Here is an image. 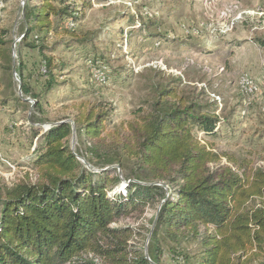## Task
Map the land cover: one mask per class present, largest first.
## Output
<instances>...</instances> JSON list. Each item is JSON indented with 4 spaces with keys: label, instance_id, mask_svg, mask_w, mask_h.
I'll return each mask as SVG.
<instances>
[{
    "label": "rangeland",
    "instance_id": "374dc122",
    "mask_svg": "<svg viewBox=\"0 0 264 264\" xmlns=\"http://www.w3.org/2000/svg\"><path fill=\"white\" fill-rule=\"evenodd\" d=\"M60 1L77 12L76 21L69 22L73 34L67 35L65 26L59 24L41 51L28 46L40 44L34 32L25 43L21 38L28 8L42 0H0V32L7 31L3 39L12 57L10 62L0 57V194L22 180L36 181L35 149L53 125L105 112L103 136L112 140L126 132L134 111L153 101L155 88L172 85L183 96L216 103L223 117L217 134L199 133V137L222 155L221 163L241 173L264 168V0L53 2L62 5ZM227 8L234 10L229 16L223 15ZM43 55L53 59L56 82L49 91ZM97 58L105 63L102 71L108 78L94 65ZM18 67L39 98L21 92L22 81L14 71ZM244 76L253 86L242 85ZM38 99L41 107H36ZM73 126L69 145L86 166L88 159L95 161L89 150L95 141L78 134ZM89 165L97 172L103 170L100 165ZM104 169L123 182L109 186V193H125V174L130 171L118 164ZM250 203L261 200L254 198ZM158 209L135 211L112 226L132 229L130 248L147 247ZM161 246L163 264H188L174 259V243L162 237ZM183 247L190 254L202 249L192 238ZM251 259L246 264H264V252Z\"/></svg>",
    "mask_w": 264,
    "mask_h": 264
},
{
    "label": "trees",
    "instance_id": "16d2710c",
    "mask_svg": "<svg viewBox=\"0 0 264 264\" xmlns=\"http://www.w3.org/2000/svg\"><path fill=\"white\" fill-rule=\"evenodd\" d=\"M53 1L28 8L23 43L34 32L40 44L28 46L44 51L43 42L59 24L73 34L69 22L77 12ZM6 32H0V57L10 62ZM43 57L49 91L56 82L53 59ZM93 62L102 71V59ZM22 71L15 68L21 92L39 98ZM154 93L148 107L134 111L126 132L112 140L103 136L105 112L62 121L43 134L32 159L36 181L22 180L0 194V264H163L162 237L176 245L174 259L188 264H246L264 252V168L241 173L221 163L222 155L199 137L217 134L223 117L216 103L183 96L177 85ZM75 124L78 134L95 141L89 149L95 161L88 162L103 167L100 172L71 149ZM113 164L130 175L125 174L126 192L112 196L108 187L123 183L104 169ZM254 198L261 203L251 204ZM154 206L159 209L147 247L130 248L132 229L112 224ZM188 238L200 242L199 253L183 247Z\"/></svg>",
    "mask_w": 264,
    "mask_h": 264
},
{
    "label": "built area",
    "instance_id": "2783aa9c",
    "mask_svg": "<svg viewBox=\"0 0 264 264\" xmlns=\"http://www.w3.org/2000/svg\"><path fill=\"white\" fill-rule=\"evenodd\" d=\"M235 7H237V6H235ZM234 10L231 8H227V9H225L224 10V12H223V15H226V16H229L230 15V13L231 12H233ZM69 26L71 27V28H73V24H69ZM105 77V76H104ZM104 77H103V79L102 80H105L104 79ZM99 81H101V79H99ZM253 83H252V81L250 80V78H248L247 76H244L243 78H242V85L243 86H245V87H247L248 85L249 86H253L252 85ZM254 89H255V87H254ZM249 90L252 92V88L250 87L249 88Z\"/></svg>",
    "mask_w": 264,
    "mask_h": 264
},
{
    "label": "water",
    "instance_id": "95a60500",
    "mask_svg": "<svg viewBox=\"0 0 264 264\" xmlns=\"http://www.w3.org/2000/svg\"><path fill=\"white\" fill-rule=\"evenodd\" d=\"M13 47H15V44L13 45ZM14 71H15V68H14ZM20 89H21V86H20ZM86 166L90 167L89 163H86Z\"/></svg>",
    "mask_w": 264,
    "mask_h": 264
}]
</instances>
